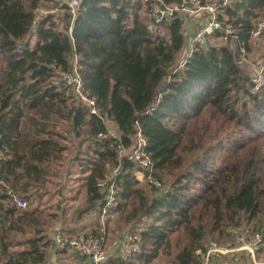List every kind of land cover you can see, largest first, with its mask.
<instances>
[{"label":"trees","instance_id":"trees-1","mask_svg":"<svg viewBox=\"0 0 264 264\" xmlns=\"http://www.w3.org/2000/svg\"><path fill=\"white\" fill-rule=\"evenodd\" d=\"M183 1L81 0L73 13L44 0H0V138L7 149L0 158V264L51 263L55 228L47 234L46 220L30 208L70 149L66 140L77 151L69 167L85 175L83 216L104 199L97 179L121 164L120 227L137 226L123 232L141 235L142 252L110 254L104 264H201L210 239L231 245L234 228L244 225L264 233V87L252 92L258 59H250L264 48L251 38L264 0H194L220 7L222 30L188 59L189 27L180 13L163 23L161 36L148 30L155 3ZM41 8L49 12L34 29ZM75 66L99 115L61 79ZM111 124L119 138L100 141ZM60 125L83 140L67 139ZM138 133L150 168L120 162L117 144L135 146ZM141 173L160 186H143Z\"/></svg>","mask_w":264,"mask_h":264},{"label":"built area","instance_id":"built-area-1","mask_svg":"<svg viewBox=\"0 0 264 264\" xmlns=\"http://www.w3.org/2000/svg\"><path fill=\"white\" fill-rule=\"evenodd\" d=\"M52 3H57L60 6H67L73 13H76L80 0H44ZM154 0H145V2ZM230 0H224L223 5H226ZM197 3L194 0L190 1ZM199 4V3H198ZM219 6L216 4H207L197 9H187L183 5H167L163 2L160 4L155 3L152 8V21L148 26V30L155 36H161L160 26L163 23L174 18L177 13L186 12V26L193 24L198 26V30L188 36L189 48L187 50V59L192 55L194 47L199 45L206 47L210 37L222 30V25L218 20ZM42 18L36 16L34 22V29L37 23ZM226 34H231V29H227ZM264 33V19H262L252 32L251 38L258 40ZM21 49V46H19ZM186 59V60H187ZM77 59L75 60V63ZM78 68L75 66L73 73L62 74L61 79L68 86L74 88L77 95H80V101L82 106H88L91 114L99 115L95 109V101L88 99L84 94V81L78 72ZM252 92L257 93L264 87V63L255 69L253 74ZM111 138L118 139L119 136L111 128L107 131L98 134L100 141H105ZM138 143L131 147L126 148L123 143L117 144V150L120 155V162L122 160H131L138 162L145 168L151 167L150 158L145 153V141L140 133L137 135ZM121 164L111 168L104 177L98 178L96 181L97 186L101 189L104 199L97 208V212H93L91 215V222L89 227L79 234L73 236H67L65 230L61 226H57L51 235L53 241L52 252L50 256V264H54L61 253L66 251L76 252L81 257L86 258L90 264H104L109 259L110 254L115 258H127L129 256H137L142 252V238L139 233H132L129 231L121 232L118 234V238L113 242V250L109 252L106 249L108 237L110 235V227L112 225L113 218L118 213L119 199L117 182L121 174ZM157 187L159 183L153 182ZM11 193V192H10ZM14 202L20 209H26L27 203L22 197H14ZM96 228H101L100 232L94 234L92 231ZM233 244L221 245L215 240H209L206 246V250L201 253V264H242L239 260L244 261L243 256H247L249 264H264V233L254 225H244L238 227L233 231Z\"/></svg>","mask_w":264,"mask_h":264},{"label":"rangeland","instance_id":"rangeland-1","mask_svg":"<svg viewBox=\"0 0 264 264\" xmlns=\"http://www.w3.org/2000/svg\"><path fill=\"white\" fill-rule=\"evenodd\" d=\"M48 12L49 9L41 8L39 10V16L43 18L45 17V15L48 14ZM54 12L57 16L59 15V13H61L60 10H55ZM179 15H181L184 18L188 17L187 13L184 11L180 12ZM186 23L189 24V22ZM160 30H161V34L165 33L163 26L162 27L160 26ZM257 41H260V43L264 44V33L263 36ZM263 54H264V48L260 51H254L252 52V54H250L251 60H253V58L254 60L258 59V63L252 66V73H251L252 79H254L253 74L255 72V69L264 63ZM111 126L112 127L110 128L114 131V133H116L112 124ZM66 130L67 129L63 125H60L58 126L56 131H59L64 135H66L67 139L72 138L74 143L76 144H79L80 141L83 140V138H76L75 136L71 137V134L65 132ZM27 131L26 133H28ZM26 133L24 132V134ZM67 142L68 140L64 141L63 145L68 146L70 149L65 151L64 156L62 158L56 159L57 164L52 168V172L54 173V175H49V180L45 182L47 189L46 188L44 189V187L41 189L40 191L41 195L36 199V201L33 203V205H31L30 208V209H36L37 215L39 217H42V219L46 220V225H44L45 226L44 228L46 229L47 234H50L52 229L56 228L57 226L62 227L64 225L66 226L70 225L71 227V225L74 224H77V226H75L76 229L78 227H82L83 229L81 232H84V230L87 229L89 225H91L90 222L92 221L90 216L89 217L86 215L83 216V214H81V212L85 208L89 207L88 206L89 203L87 201V197L85 194V176H83V174H80L77 168L69 167L70 165L74 164L75 155L77 151L76 148H73L74 146L68 145ZM73 170L75 172H70ZM139 177L143 186H147L148 181L150 182L152 181V178H148L146 180L143 173H141ZM62 205H64L63 207H66L65 208L67 209L66 211L65 210L61 211L59 209L60 207H62ZM121 225L122 222L119 220V214H117L113 218L112 225L110 227V235L108 237V241L106 244L107 246L106 249L109 252L113 250V242L115 239L118 238L117 237L118 233H121L126 229L132 228V230L133 229L135 230L137 228L136 225L135 226L130 225L129 227L127 226L120 227ZM16 250L18 249L16 248ZM244 258H245L244 264H249V260L247 259V256H244ZM161 263L162 262H158V261L155 262V264H161Z\"/></svg>","mask_w":264,"mask_h":264},{"label":"crops","instance_id":"crops-1","mask_svg":"<svg viewBox=\"0 0 264 264\" xmlns=\"http://www.w3.org/2000/svg\"><path fill=\"white\" fill-rule=\"evenodd\" d=\"M189 28H186L188 31V34H193L194 31H196V27L193 25V24H190L188 25ZM3 153L0 154V158L2 156ZM85 176V175H83ZM64 205H62V207H60L59 209L62 211V210H67L65 209L66 207H63ZM75 226H77V224H74V225H64L62 226V229L65 230V233L67 236H70L72 234L73 231H78L81 233L82 231V227H78L77 229L75 228ZM72 231V232H71ZM74 234H76L75 232H73ZM79 234V233H78ZM57 263L58 264H90L89 261L84 258V257H81L79 254L77 253H68V254H62V255H59V257L57 258Z\"/></svg>","mask_w":264,"mask_h":264},{"label":"water","instance_id":"water-1","mask_svg":"<svg viewBox=\"0 0 264 264\" xmlns=\"http://www.w3.org/2000/svg\"><path fill=\"white\" fill-rule=\"evenodd\" d=\"M183 6L186 7L187 9H197L199 7L198 3H192L190 1L184 0L183 1ZM253 85V83L251 84ZM7 151L6 147L4 146L3 140L0 138V153H5Z\"/></svg>","mask_w":264,"mask_h":264}]
</instances>
